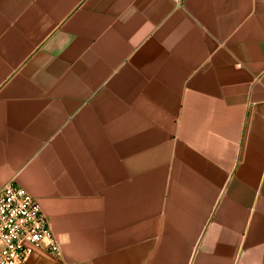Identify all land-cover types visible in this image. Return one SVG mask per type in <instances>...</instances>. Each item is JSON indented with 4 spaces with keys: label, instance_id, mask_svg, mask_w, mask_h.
<instances>
[{
    "label": "crops",
    "instance_id": "1",
    "mask_svg": "<svg viewBox=\"0 0 264 264\" xmlns=\"http://www.w3.org/2000/svg\"><path fill=\"white\" fill-rule=\"evenodd\" d=\"M10 182L29 264H264V0H0Z\"/></svg>",
    "mask_w": 264,
    "mask_h": 264
},
{
    "label": "built area",
    "instance_id": "2",
    "mask_svg": "<svg viewBox=\"0 0 264 264\" xmlns=\"http://www.w3.org/2000/svg\"><path fill=\"white\" fill-rule=\"evenodd\" d=\"M172 1L180 6L185 0ZM37 249L60 254L39 201L10 182L0 188V264H29Z\"/></svg>",
    "mask_w": 264,
    "mask_h": 264
}]
</instances>
